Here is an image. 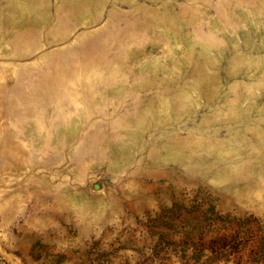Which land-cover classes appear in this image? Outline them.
<instances>
[{
  "label": "rangeland",
  "instance_id": "374dc122",
  "mask_svg": "<svg viewBox=\"0 0 264 264\" xmlns=\"http://www.w3.org/2000/svg\"><path fill=\"white\" fill-rule=\"evenodd\" d=\"M0 264H264V0H0Z\"/></svg>",
  "mask_w": 264,
  "mask_h": 264
}]
</instances>
